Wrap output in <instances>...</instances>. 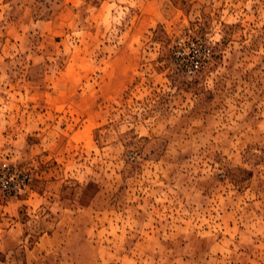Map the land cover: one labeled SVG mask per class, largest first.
<instances>
[{
  "label": "rangeland",
  "instance_id": "obj_1",
  "mask_svg": "<svg viewBox=\"0 0 264 264\" xmlns=\"http://www.w3.org/2000/svg\"><path fill=\"white\" fill-rule=\"evenodd\" d=\"M6 170L0 264H264V0H0Z\"/></svg>",
  "mask_w": 264,
  "mask_h": 264
},
{
  "label": "built area",
  "instance_id": "obj_2",
  "mask_svg": "<svg viewBox=\"0 0 264 264\" xmlns=\"http://www.w3.org/2000/svg\"><path fill=\"white\" fill-rule=\"evenodd\" d=\"M193 68H196L193 65ZM27 177L12 171H0V193L6 197H16L25 190Z\"/></svg>",
  "mask_w": 264,
  "mask_h": 264
}]
</instances>
